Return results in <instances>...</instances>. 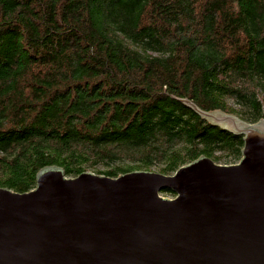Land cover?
<instances>
[{"label":"trees","instance_id":"16d2710c","mask_svg":"<svg viewBox=\"0 0 264 264\" xmlns=\"http://www.w3.org/2000/svg\"><path fill=\"white\" fill-rule=\"evenodd\" d=\"M182 99L264 119V0H0V186L239 162L245 135Z\"/></svg>","mask_w":264,"mask_h":264},{"label":"water","instance_id":"95a60500","mask_svg":"<svg viewBox=\"0 0 264 264\" xmlns=\"http://www.w3.org/2000/svg\"><path fill=\"white\" fill-rule=\"evenodd\" d=\"M224 115L215 123L245 135L234 164L202 156L117 177L48 167L29 191L0 186V264H264V119Z\"/></svg>","mask_w":264,"mask_h":264},{"label":"rangeland","instance_id":"374dc122","mask_svg":"<svg viewBox=\"0 0 264 264\" xmlns=\"http://www.w3.org/2000/svg\"><path fill=\"white\" fill-rule=\"evenodd\" d=\"M230 104H234V102L232 100H229ZM219 112H215L212 113L213 115H211L209 118L210 120L214 121V122H220L222 125H226L225 119L223 118V116H225V112H220V114H218ZM226 114H232L233 116H235L238 120H242L238 115L233 114V113H226ZM228 123L233 124L232 121H228ZM150 171H155V172H161V166L160 165H155L151 167ZM162 173V172H161ZM161 195L167 199H173L175 198L176 194H172V193H161Z\"/></svg>","mask_w":264,"mask_h":264}]
</instances>
